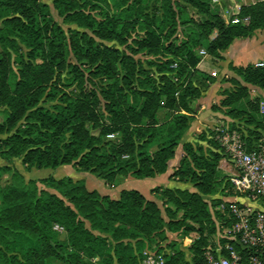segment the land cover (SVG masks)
Masks as SVG:
<instances>
[{
	"label": "trees",
	"instance_id": "trees-1",
	"mask_svg": "<svg viewBox=\"0 0 264 264\" xmlns=\"http://www.w3.org/2000/svg\"><path fill=\"white\" fill-rule=\"evenodd\" d=\"M238 16L250 20L227 23L213 0H0L2 158L29 169L70 164L114 185L166 173L183 143L169 177L192 185L152 188L159 204L135 188L112 197L83 179L25 181L0 166L12 172L0 184V264H143L157 239L165 264H207L218 224L231 221L217 209L235 194L221 166L229 154L217 128L185 135L192 102L215 80L198 69L199 50L222 59L236 39L264 30V0ZM229 68L232 87L214 107L231 119L222 129L251 145L264 131L251 96L264 89V65ZM176 232L193 239L189 259L169 239Z\"/></svg>",
	"mask_w": 264,
	"mask_h": 264
},
{
	"label": "built area",
	"instance_id": "built-area-1",
	"mask_svg": "<svg viewBox=\"0 0 264 264\" xmlns=\"http://www.w3.org/2000/svg\"><path fill=\"white\" fill-rule=\"evenodd\" d=\"M219 0H213L218 2ZM227 23H248V16H238L240 6ZM201 54L206 55L205 49ZM263 66L264 62L256 63ZM220 140L229 154L233 170L230 179L233 196L226 197L218 206L228 224H218L217 233L204 252L207 264H264V131L251 145L238 131L222 130ZM109 137H116L110 134ZM225 160V161H224ZM222 163H227L224 159ZM60 232L64 227L56 224ZM164 252L145 251L143 264H165Z\"/></svg>",
	"mask_w": 264,
	"mask_h": 264
},
{
	"label": "rangeland",
	"instance_id": "rangeland-1",
	"mask_svg": "<svg viewBox=\"0 0 264 264\" xmlns=\"http://www.w3.org/2000/svg\"><path fill=\"white\" fill-rule=\"evenodd\" d=\"M219 2H215L218 6V10L221 14H226V18H229L230 16H232V14L236 11V4L238 5H242L244 3H250V0H235L234 2L230 3L228 0H223V8L224 10H226V12L223 11V8H221V6L219 5ZM52 13L54 15V17L60 21L62 24V18H60L56 12V10H52ZM64 25V24H63ZM65 28H67L68 26L64 25ZM240 39H244V38H240ZM252 47H254L253 49H255V47L260 48V49H264V30H257L253 36L248 37L247 38ZM201 50H199L200 55H202V58L204 56V54H201ZM261 54H263V52H261ZM206 55H209L208 53ZM213 57L210 55L208 56V59L211 60ZM257 62H264V59H259L256 60ZM257 62H250V63H254L256 64ZM247 65V64H246ZM220 68V66H218ZM218 75V76H217ZM215 75V80L212 82H209V86H211L217 79H221L220 82H224V83H231L230 82V78L234 76H236V74L232 71L227 75H222L221 73ZM205 80V79H204ZM203 82V80H201ZM208 86V87H209ZM223 86H221L220 88H222ZM229 87H232L231 85H229ZM251 96L252 97H260V107H261V112H264V89H260L257 87H251ZM215 99H219L218 102H216V104L214 105H218L220 104V98L219 97H215ZM223 111V110H222ZM165 112V110H162V114ZM224 114V113H223ZM0 120H2V117L0 116ZM214 128H217L218 130L222 131L223 127H227L228 125H231V119L228 118L227 121L225 123H221V121H219V119H216L214 122ZM206 128H209V126H206ZM212 128V127H211ZM204 129V130H205ZM199 134V133H198ZM195 138L197 137V135L194 136ZM182 144L181 143L179 145L178 151H177V155L175 157V162L176 165L174 166L173 164H171V169H175V167L178 165L179 160L181 158V156L183 155V150H182ZM179 159V160H178ZM227 163H222V169L224 171V173L230 175L231 171L233 170V167L231 165V163L229 164V158H226ZM225 161V160H224ZM174 163V162H173ZM4 165H10L12 168H17L24 176L25 181H28L30 179H41L43 177H47V176H54L56 178H63V177H67V176H71L74 179H83L86 182L87 188L90 190H98L101 193H106L111 195L112 197H117L119 195V192L121 191L122 187L123 188H128L127 186H134L136 187V189L140 190L145 196H149L150 195V188L156 187L158 185H170V186H174V185H181L183 187H192L191 183H185V182H180L177 179H170V177L168 176H156V177H152V178H135L132 176L129 177H123L119 183L117 184H106L101 178L97 177L95 174L90 173V172H86V171H82V170H78L76 167L70 165V164H62L56 168H27L23 163L21 158H13L11 160H6L4 158H2L0 156V166H4ZM159 177H162L161 180ZM125 178H128L125 182L123 181ZM12 181V172H7V171H3L0 174V184H4L6 181ZM170 181V182H169ZM223 185V184H222ZM222 185H219L217 187V191L215 193V195H219L220 194V190L223 187ZM41 187H44L42 184H40ZM48 190L50 191H55L54 189L49 188ZM157 199V198H156ZM158 203L161 204L162 202L160 200H158ZM169 239L170 240H175L178 244V249H181L184 253L185 256L189 259L191 257V253L189 250V246L191 245L193 239L188 236V235H182L181 233H170L169 234ZM166 242L164 241H159L154 240V242L151 244L150 247H147L146 252L148 250H155L158 247H160V245H165Z\"/></svg>",
	"mask_w": 264,
	"mask_h": 264
},
{
	"label": "crops",
	"instance_id": "crops-1",
	"mask_svg": "<svg viewBox=\"0 0 264 264\" xmlns=\"http://www.w3.org/2000/svg\"><path fill=\"white\" fill-rule=\"evenodd\" d=\"M227 1V0H226ZM230 3L234 2L235 0H228ZM250 3L257 2L259 0H250ZM223 0H220L219 5L221 8H223ZM250 3H244V4H250ZM216 4V3H215ZM238 5V4H236ZM240 6V5H239ZM223 11L226 12V10ZM223 18L228 20L226 18V14H221ZM250 41L247 38L242 39H236L230 47L222 52V55L224 58L222 59H214L211 60L208 59V56L210 55H204L201 62L198 64V69H200L202 72H205L206 74L215 77V75L221 73L222 75H227L232 70L229 68V64L232 63L236 66H242L249 64L250 62H257L256 60L264 59V49L256 48L253 49ZM263 52V54H261ZM220 66V68L218 67ZM218 76V75H217ZM234 76V75H233ZM221 79H217L211 86H209L201 95L200 98L194 100L192 102V105L195 107V119L193 120L191 127L189 128L188 132L185 135L186 139H194L195 135L202 132L206 126L214 128V121L216 119H219L221 123H225L228 119L226 115L223 114L222 110L217 109L214 107V104L218 102L219 99H215V97H219L222 99L223 95L222 92L224 89L231 88L229 85L232 86L231 83H222L220 82ZM223 86L222 88H220ZM219 105V104H218ZM179 160V159H178ZM174 162V163H173ZM171 164L174 166L176 165L175 158L170 161L169 169L166 173L160 174L157 176H170V174L173 172V169H171ZM162 177H159L160 180ZM128 178H125L123 181L125 182ZM170 182V181H169ZM127 189L135 188L134 186H127ZM154 188V187H153ZM123 189V187H122ZM150 188V195L146 196L149 199H155V195L151 192Z\"/></svg>",
	"mask_w": 264,
	"mask_h": 264
}]
</instances>
